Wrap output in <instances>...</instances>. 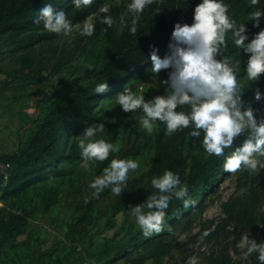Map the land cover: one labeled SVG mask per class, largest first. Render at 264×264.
<instances>
[{
	"label": "trees",
	"instance_id": "1",
	"mask_svg": "<svg viewBox=\"0 0 264 264\" xmlns=\"http://www.w3.org/2000/svg\"><path fill=\"white\" fill-rule=\"evenodd\" d=\"M129 2L95 0L87 8L77 9L72 0H0V64L8 62L12 67L9 71L0 67V74L7 77L2 85L43 87L57 82L52 95L44 99L34 132L15 152L0 154V264H178L176 254L184 264L190 258L186 247L195 237L181 245L177 235L190 233L203 220L207 208L221 198L219 181L227 179L234 181V193L221 204L218 219L201 223L198 236L206 248L197 253V264H261L257 253L245 258L246 249L243 262L236 261L233 254L240 255L238 242L245 232L258 244L264 242V169L253 172L242 167L235 173L226 172L224 157L204 151L203 132L199 138L191 137L189 127L167 135L165 126L157 122L149 134L140 127V110L124 113L114 99L125 86L143 90L145 99H151L147 84L154 77L164 80L168 75L167 70L151 72L153 47L161 59L167 55L173 26L177 22L191 25L193 10L201 0H153L136 20L135 34L129 31L135 19L128 11ZM49 3L64 8L73 25L90 17L95 23L93 35H81L77 27L70 34L44 29L42 22H35L36 14ZM224 3L230 18L245 23L246 43L264 29V17L259 27H254L251 17L254 11L264 12V0L256 5L250 0ZM102 5L108 13L95 16ZM103 15L113 18L112 27L100 22ZM226 43L217 59L229 56L234 62L240 60L242 100L262 119L264 99L256 102L254 95L257 90L264 93V74L258 81H248L244 72L248 56L235 47L230 33ZM75 74L78 79L70 83L67 79ZM103 82L108 84V91L96 94V85ZM99 123L105 125L103 138L118 151L103 162L91 163L81 156L76 138ZM245 139L242 134L225 154L240 147ZM114 158L137 160L140 168L132 171L120 196L114 195L109 205L100 207L111 191L106 189L96 196L89 185ZM165 170L179 174L193 203L185 207L173 199L161 232L144 235L132 222L131 227L124 228L121 243L94 248L82 263H66L60 250L46 249L52 233L86 239L103 218L109 222L120 214L129 216L131 207L157 191L151 179ZM205 232L209 234L205 236ZM88 241L92 243V239Z\"/></svg>",
	"mask_w": 264,
	"mask_h": 264
},
{
	"label": "clouds",
	"instance_id": "2",
	"mask_svg": "<svg viewBox=\"0 0 264 264\" xmlns=\"http://www.w3.org/2000/svg\"><path fill=\"white\" fill-rule=\"evenodd\" d=\"M252 5L259 0H250ZM95 0H72L75 8H87ZM153 0H130L128 11L135 14L129 31L135 34L136 20ZM109 9L102 5L95 16L108 13ZM254 27H259L264 12L251 13ZM36 23H43L49 32L70 34L74 27L81 29V35L92 36L95 23L90 17L82 23L73 25L65 14L64 8H54L46 4L38 14ZM100 22L109 28L114 20L110 15H103ZM245 23H237L228 15V5L224 0H201L193 10V22L173 26L168 54L162 59L153 47L150 53L152 63L151 72L159 74L168 71L167 79L161 80L164 94L157 95L150 100L145 99L143 90L134 91L125 86L122 92L114 98L116 104L124 113L140 110L138 115L140 127L151 134L157 127V122L165 126V133L172 135L177 131L191 127L189 135L202 138L204 151L212 156L224 157L223 168L226 172L235 173L243 167L255 172L264 169V118L258 119L252 107L245 106L242 100V87L238 80L240 60L234 62L232 57H221L223 49L227 48L226 36L231 34L232 43L237 49H243L248 56L244 72L250 82L260 79L264 74V29L256 33L249 41ZM108 91L106 82L96 85L94 92L102 94ZM264 99V93L255 92L256 102ZM185 106L188 111L177 110ZM106 132L104 123L87 127L81 136L77 137L81 156L91 163L103 162L110 153L118 148L103 138ZM246 139L240 147H236L225 154L226 149H232L234 140L241 135ZM140 168L134 159L114 158L108 167L103 169L89 185L98 196L106 188L120 196L127 188L129 172ZM151 185L157 191L150 194L146 201L133 206L130 211L144 235L159 233L163 230L166 211L170 203L175 200L183 202L185 207L193 203L189 188L182 183L177 172L165 170L162 175L151 179ZM209 233L205 232L207 236ZM239 246L245 248L244 257L257 253V259L264 264V242L257 243L249 238L248 232L240 237Z\"/></svg>",
	"mask_w": 264,
	"mask_h": 264
},
{
	"label": "rangeland",
	"instance_id": "3",
	"mask_svg": "<svg viewBox=\"0 0 264 264\" xmlns=\"http://www.w3.org/2000/svg\"><path fill=\"white\" fill-rule=\"evenodd\" d=\"M123 17L127 19L128 14L125 12ZM0 67H2L4 71L12 69L8 62L1 63ZM75 79H78L76 74L69 77L67 80L73 83ZM5 80L7 81L6 75L0 74V154L15 152L22 146L28 135L34 132L36 119L39 117L44 99L50 97L54 87L57 86V82L55 81L53 84L43 87L11 84L9 88H7L2 85ZM160 81L159 77H154L153 80L147 84V91L151 99L157 95L164 94V88L160 84ZM131 174L132 171L129 172V178ZM218 190L220 191L221 198L220 200L215 199V202L207 208L202 216L203 220L196 224L191 229L190 233H179L177 235L178 242L181 245L188 243L189 238L195 237V242L188 243L186 247L187 254L190 255V258L184 264H197L199 261L197 253L204 252L206 248L203 244V240L198 236L201 223L218 219L221 216V204L226 202L234 193V181L231 179L219 181ZM113 197L114 194L110 192V195L104 197L99 206L104 207L109 205ZM208 202L209 201H207V203ZM132 222H136L133 213L129 214L127 217L120 214L109 222H107V218H103L98 228L91 230L86 239L83 236L75 239L71 237L63 238L58 233H52V238L47 244L46 249L60 250L65 256L66 263H82L83 260H86L90 256L94 248L100 247L104 243H107L108 246H115L116 243H121L125 236L123 231L124 228L131 227ZM249 238L255 240L254 236H249ZM88 239H92L93 244L90 243ZM244 249L245 248L239 246L240 255L233 254V258L236 261L243 262L244 257L242 253ZM174 258L177 260L178 264H183L179 254H176Z\"/></svg>",
	"mask_w": 264,
	"mask_h": 264
},
{
	"label": "built area",
	"instance_id": "4",
	"mask_svg": "<svg viewBox=\"0 0 264 264\" xmlns=\"http://www.w3.org/2000/svg\"><path fill=\"white\" fill-rule=\"evenodd\" d=\"M3 168V167H0V169Z\"/></svg>",
	"mask_w": 264,
	"mask_h": 264
}]
</instances>
